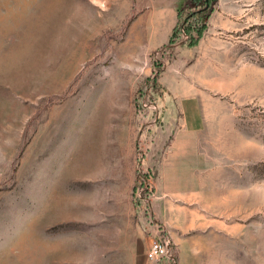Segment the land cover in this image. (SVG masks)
Returning a JSON list of instances; mask_svg holds the SVG:
<instances>
[{"label":"rangeland","instance_id":"374dc122","mask_svg":"<svg viewBox=\"0 0 264 264\" xmlns=\"http://www.w3.org/2000/svg\"><path fill=\"white\" fill-rule=\"evenodd\" d=\"M197 5L0 0V264H264V0Z\"/></svg>","mask_w":264,"mask_h":264},{"label":"trees","instance_id":"16d2710c","mask_svg":"<svg viewBox=\"0 0 264 264\" xmlns=\"http://www.w3.org/2000/svg\"><path fill=\"white\" fill-rule=\"evenodd\" d=\"M196 1L198 2V5L196 7H193L192 9L186 8V10H189L188 13L185 12V7H181L177 10L176 25L173 27L172 31L170 32L167 45L172 46L175 43L179 42L182 39L183 34L187 36L185 45H187L188 47H193L197 44L199 38L203 34V31L205 30L206 16L203 17L202 10L198 9L197 11H194V8L197 9L203 6L206 0H203V1L196 0ZM146 181L147 183H149L148 180ZM138 184H139V180L137 178L136 184L133 190L134 196L136 195ZM161 262H164V260Z\"/></svg>","mask_w":264,"mask_h":264},{"label":"crops","instance_id":"0c3cea01","mask_svg":"<svg viewBox=\"0 0 264 264\" xmlns=\"http://www.w3.org/2000/svg\"><path fill=\"white\" fill-rule=\"evenodd\" d=\"M175 12V11H174ZM178 106L181 108L184 133H198L203 129L201 105L197 99L189 96H179Z\"/></svg>","mask_w":264,"mask_h":264},{"label":"built area","instance_id":"2783aa9c","mask_svg":"<svg viewBox=\"0 0 264 264\" xmlns=\"http://www.w3.org/2000/svg\"><path fill=\"white\" fill-rule=\"evenodd\" d=\"M145 257L150 262H161L170 257L168 244L162 243L158 239L152 240L145 253Z\"/></svg>","mask_w":264,"mask_h":264}]
</instances>
